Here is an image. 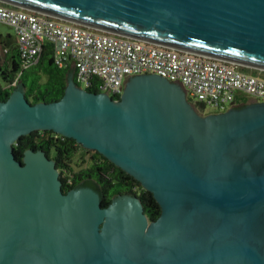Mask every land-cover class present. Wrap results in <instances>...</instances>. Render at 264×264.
<instances>
[{"label":"water","instance_id":"95a60500","mask_svg":"<svg viewBox=\"0 0 264 264\" xmlns=\"http://www.w3.org/2000/svg\"><path fill=\"white\" fill-rule=\"evenodd\" d=\"M3 1L264 67V0ZM39 129L133 175L157 219L138 196L103 206L91 187L64 192L44 150L18 159L14 145ZM0 264H264V101L201 114L152 73L130 76L119 98L72 75L49 103L15 88L0 100Z\"/></svg>","mask_w":264,"mask_h":264},{"label":"built area","instance_id":"2783aa9c","mask_svg":"<svg viewBox=\"0 0 264 264\" xmlns=\"http://www.w3.org/2000/svg\"><path fill=\"white\" fill-rule=\"evenodd\" d=\"M0 22L14 30L17 48L29 64L44 46L53 62L73 70L79 86L100 81V92L121 95L130 76L160 75L182 85L193 104L223 112L234 102L264 101V67L114 32L31 7L0 0ZM211 113V112H210Z\"/></svg>","mask_w":264,"mask_h":264},{"label":"trees","instance_id":"16d2710c","mask_svg":"<svg viewBox=\"0 0 264 264\" xmlns=\"http://www.w3.org/2000/svg\"><path fill=\"white\" fill-rule=\"evenodd\" d=\"M0 40L4 49V62H0V100L8 99L15 88L22 86L25 87L26 98L32 104L49 103L64 95L72 70L59 68L54 64L53 48L50 44L44 46L39 62L29 64L21 57L14 34L4 35L0 32ZM1 59L0 57V61ZM74 80L76 81L75 73ZM99 83L100 81H92V86L88 89L100 92ZM115 97L119 98V95ZM194 106L199 110L204 108L202 104ZM28 149L44 150L50 157L55 158L65 184L70 179L74 182L71 187H79L83 182H89L101 194L103 206L109 205L116 195L124 194L127 183L131 189L140 187L139 197L145 211L153 218L159 216L161 207L153 192L145 189L133 175L103 154L85 148L75 139L54 130H34L22 135L14 145L15 155L20 160ZM78 151L83 152L81 159L88 164L76 170L71 162Z\"/></svg>","mask_w":264,"mask_h":264},{"label":"flooded vegetation","instance_id":"af4514ba","mask_svg":"<svg viewBox=\"0 0 264 264\" xmlns=\"http://www.w3.org/2000/svg\"><path fill=\"white\" fill-rule=\"evenodd\" d=\"M74 70H72V73H71V75L74 77ZM127 82V81H126ZM125 86H126V83H125V85H124V88H125ZM120 96V95H119ZM253 102H258L257 100H244V101H240V102H234L233 104H232V106L230 107V108H239V107H242V106H245V105H247V104H250V103H253ZM215 113H217V112H215ZM78 153H80L79 151H78ZM88 155V154H87ZM50 158H52V157H50ZM52 159H54L55 160V158H52ZM89 160V159H88ZM56 161V160H55ZM57 165V164H56ZM58 168V167H57ZM58 170H59V168H58ZM60 171V170H59ZM64 174V173H63ZM60 176H62V173L60 172ZM61 180H62V177H61ZM62 182H63V180H62ZM67 184V185H66ZM64 183L63 182V185H62V189H63V191L64 192H68L69 190H71V189H74V188H80V187H91V188H93V189H95L93 186H91L90 185V183L89 182H83V184L82 185H80L79 187H71V185H73L74 184V182L70 179L67 183ZM65 185L67 186V187H65ZM96 190V189H95ZM125 193L124 194H121V195H133V196H138L139 197V195H140V192H141V188L140 187H135V188H133V189H131L130 187H129V184L127 183V186L125 187ZM97 191V190H96ZM100 194V193H99ZM120 194H118V195H116L115 197H113V199H112V201L114 200V199H116L118 196H119ZM100 196H101V194H100ZM140 198V197H139ZM101 202H102V198H101ZM143 206H144V204H143ZM144 212L147 214V219H148V222L150 223L152 220H156L157 218H153V217H151V215L149 214V213H147L146 211H145V207H144ZM158 217V216H157Z\"/></svg>","mask_w":264,"mask_h":264},{"label":"rangeland","instance_id":"374dc122","mask_svg":"<svg viewBox=\"0 0 264 264\" xmlns=\"http://www.w3.org/2000/svg\"><path fill=\"white\" fill-rule=\"evenodd\" d=\"M0 32L2 33V34H4V35H6L7 33H12V34H14V30L9 26V25H7V24H5V23H2V22H0ZM0 57L2 58L1 59V63H3L4 62V60H3V57H4V49L2 48V43H1V40H0ZM81 88H85L86 87V85L83 83V84H81V86H80ZM194 105V104H193ZM196 108V107H195ZM197 109V108H196ZM201 114H205L204 112H203V110H199V109H197ZM214 111V109L213 108H211V107H207V113H210V112H213ZM82 155H83V152H80V153H78L74 158H73V161L71 162V164L76 168V170L77 169H79V168H81L82 166H86L88 163L86 162V161H84L83 159H81V157H82ZM84 155H86V154H84ZM87 157V156H86ZM84 162V163H83Z\"/></svg>","mask_w":264,"mask_h":264}]
</instances>
